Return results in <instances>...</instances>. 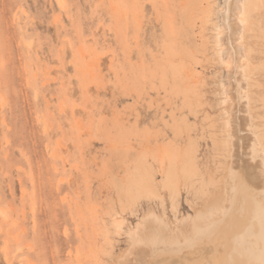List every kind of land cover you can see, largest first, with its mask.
Here are the masks:
<instances>
[{
  "label": "rangeland",
  "instance_id": "obj_1",
  "mask_svg": "<svg viewBox=\"0 0 264 264\" xmlns=\"http://www.w3.org/2000/svg\"><path fill=\"white\" fill-rule=\"evenodd\" d=\"M222 3L0 0V264H116L150 218L173 246L184 223L220 218L237 162L264 166V10L248 38ZM189 146L192 185L127 208V170L160 180Z\"/></svg>",
  "mask_w": 264,
  "mask_h": 264
},
{
  "label": "bare ground",
  "instance_id": "obj_2",
  "mask_svg": "<svg viewBox=\"0 0 264 264\" xmlns=\"http://www.w3.org/2000/svg\"><path fill=\"white\" fill-rule=\"evenodd\" d=\"M263 8L264 0H223V3L221 4V9L224 15L227 16L230 23L229 25L232 26L235 23L233 26L239 29L240 34H248V38L251 36H253V38L259 37L263 33L261 20L258 18H261L259 14L262 12L261 10H264ZM222 23H224V21ZM218 30L221 31L220 29H217L218 33L215 36L218 46L221 47L224 43L222 42L223 39L221 37V32ZM229 34L231 35L232 33L230 32ZM241 39H239L240 43L237 47L241 50V55L245 58L248 57L246 53L249 54L250 51H253V47H248L246 45L247 43L243 44L244 38ZM221 48L217 51L222 52L223 48ZM244 60H246V58ZM247 61L248 60H246V62ZM225 62L227 63V65H225V72L228 79V77L233 76L232 66H234V61L229 57ZM234 80L236 79L234 78ZM247 82L244 81V83H242L245 85L248 84ZM229 93H231V91H229ZM226 115H224V117H227ZM221 117L222 116H220V118ZM231 123L232 121L229 120L226 121L224 125L229 129ZM243 127L244 126H242L241 129H243ZM225 132H227V130H225ZM217 137L218 136L216 135V138H214L216 140L214 141L218 140ZM232 138L233 137L230 134L223 138V145L225 148L229 147V145L234 142ZM190 142L192 141L188 142L191 145ZM215 143L217 144V142H214V144ZM257 143L260 142L257 141ZM189 147L190 149L188 148L186 154L184 153V160L180 168H176L177 165L175 166L174 163L171 162L172 159L167 167H165V164L162 163L163 161L161 159L159 160L161 161L160 168L162 169L160 180H156L154 170L152 169L153 166L151 165H139L137 169L135 167V170H127L128 172L133 171L128 174V176L126 175L125 187L123 188L126 203L122 202L127 205V208L129 205H135L134 203L140 198L141 200L143 198L150 200L157 198L162 199L161 190L165 191L168 194V197L173 199L175 197L176 199L180 193L179 191L181 187L188 188L191 186L193 183V176H197L198 169L196 170L197 161L193 150L194 147ZM239 147L240 146H238V148ZM220 150L221 148L219 151ZM253 160L254 159L249 162H237L236 168L233 172L234 174H232L233 176H231L232 178L230 181V200L224 198L229 201H226L228 202V205L225 210H221L222 214L219 219L212 220L210 218L209 220V218H199L194 221L193 224L184 223L178 229V233L179 235L181 234V236L187 235V238L178 246H173L167 239L164 241L167 229H165L157 219L150 218L141 228H138L137 233L132 237L130 249L118 259L116 264H264V166L259 160ZM155 161H157L158 164V160ZM202 176L199 175L200 180L198 181H200V183H204ZM218 182L220 184V181ZM196 185H198V183ZM196 191L194 193H196ZM204 192H206V190ZM121 195L123 194L120 193V196ZM113 223H117L114 224V227L115 225L117 226L120 224L119 221H113Z\"/></svg>",
  "mask_w": 264,
  "mask_h": 264
}]
</instances>
